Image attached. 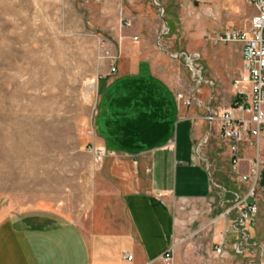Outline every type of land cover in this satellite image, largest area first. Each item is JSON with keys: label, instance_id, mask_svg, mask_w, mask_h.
<instances>
[{"label": "rangeland", "instance_id": "rangeland-1", "mask_svg": "<svg viewBox=\"0 0 264 264\" xmlns=\"http://www.w3.org/2000/svg\"><path fill=\"white\" fill-rule=\"evenodd\" d=\"M152 1L0 0V214L39 208L88 232L118 221L131 161L104 146L101 159L93 153L108 69L147 58L185 93L193 81L185 56L173 55L200 59L203 44L226 45L209 35L245 29L255 12L243 0H156L162 15ZM121 46L141 51L120 55ZM216 90L225 102L226 89ZM260 214L264 222L263 203Z\"/></svg>", "mask_w": 264, "mask_h": 264}, {"label": "crops", "instance_id": "crops-1", "mask_svg": "<svg viewBox=\"0 0 264 264\" xmlns=\"http://www.w3.org/2000/svg\"><path fill=\"white\" fill-rule=\"evenodd\" d=\"M224 44L202 47L199 60L209 82L198 96L204 105H178L176 92L150 59H123L111 74L109 68L97 102L95 139L109 155L131 161V176L121 190V216L107 229L88 232L39 208L0 214V264H166L161 258L171 247L170 264L264 263V132L257 141L237 144L234 170L232 142L220 138L218 124L204 118L208 105L230 103L231 82L241 73V44ZM136 50L141 48L119 47L120 55ZM220 86L227 93L223 103L216 96ZM255 158L256 223L245 226L247 241L236 252L242 241L233 228L236 216L221 213L246 191L248 181L240 176ZM220 241L223 253L218 254Z\"/></svg>", "mask_w": 264, "mask_h": 264}, {"label": "built area", "instance_id": "built-area-1", "mask_svg": "<svg viewBox=\"0 0 264 264\" xmlns=\"http://www.w3.org/2000/svg\"><path fill=\"white\" fill-rule=\"evenodd\" d=\"M155 5L163 8L155 2ZM250 4L255 12L250 17V24L245 29L233 28L223 32L209 35V39L214 44H223L238 42L241 44L242 67L241 73L234 77L231 82L233 90V99L229 104L222 107L207 106L205 120L209 124L217 123L219 126L220 138L232 142V168H237L239 160L237 144L240 142L252 143L257 141L259 136L264 132V0H243ZM124 27L130 26V21L124 19ZM182 54L185 56V62L192 74L193 86L187 92H177L176 100L178 105L190 106L192 103L204 105L198 97L201 92V86L209 83L202 75V69L198 66L197 61L199 54L181 50L174 57ZM115 70V68H112ZM93 134L94 131L90 130ZM96 159H101L107 154L102 146L93 148ZM259 172V161L257 158L252 160L249 171L240 176L241 181H248V187L244 194L236 195L230 207L226 208L221 214L228 215L234 212L235 219L233 228L240 232L242 241L235 245L236 252H242L243 244L247 241V234L244 228L246 225H254L258 212L257 202V180ZM223 241H220L215 252L220 254L222 251ZM171 247L163 256L162 261L170 264L172 261ZM124 256L131 260L130 254L124 253ZM257 264H264L258 261Z\"/></svg>", "mask_w": 264, "mask_h": 264}, {"label": "water", "instance_id": "water-1", "mask_svg": "<svg viewBox=\"0 0 264 264\" xmlns=\"http://www.w3.org/2000/svg\"><path fill=\"white\" fill-rule=\"evenodd\" d=\"M164 14V9H163V12H162V15ZM164 23H165V25H166V27H167V29H169V27H168V25H167V23L164 21Z\"/></svg>", "mask_w": 264, "mask_h": 264}]
</instances>
